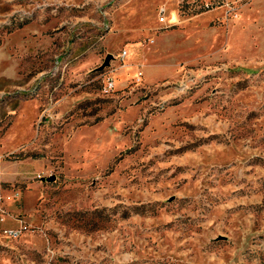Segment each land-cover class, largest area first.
Masks as SVG:
<instances>
[{"label": "rangeland", "instance_id": "1", "mask_svg": "<svg viewBox=\"0 0 264 264\" xmlns=\"http://www.w3.org/2000/svg\"><path fill=\"white\" fill-rule=\"evenodd\" d=\"M0 264H264V0H0Z\"/></svg>", "mask_w": 264, "mask_h": 264}, {"label": "built area", "instance_id": "2", "mask_svg": "<svg viewBox=\"0 0 264 264\" xmlns=\"http://www.w3.org/2000/svg\"><path fill=\"white\" fill-rule=\"evenodd\" d=\"M162 20H165V17H161ZM127 55V50L124 49L123 51L120 52L119 56L122 59H125ZM143 75L142 72L138 73V78L141 79V76ZM104 86H103V91L105 93H111L115 89V79L114 76L112 75H107L104 76L103 78ZM31 230V228L28 226L27 223L21 221L20 224L15 227V228H2L1 232L3 236L9 238V239H19L21 238L24 234L28 233Z\"/></svg>", "mask_w": 264, "mask_h": 264}, {"label": "water", "instance_id": "3", "mask_svg": "<svg viewBox=\"0 0 264 264\" xmlns=\"http://www.w3.org/2000/svg\"><path fill=\"white\" fill-rule=\"evenodd\" d=\"M112 57H113V54H112V53H109V54L106 56L104 66L109 65V63H110V59H111ZM52 179H53V178H50V180H52Z\"/></svg>", "mask_w": 264, "mask_h": 264}]
</instances>
